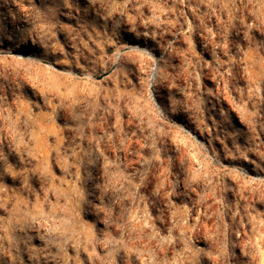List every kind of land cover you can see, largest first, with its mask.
<instances>
[{
    "label": "rangeland",
    "instance_id": "rangeland-1",
    "mask_svg": "<svg viewBox=\"0 0 264 264\" xmlns=\"http://www.w3.org/2000/svg\"><path fill=\"white\" fill-rule=\"evenodd\" d=\"M0 264H264V0H0Z\"/></svg>",
    "mask_w": 264,
    "mask_h": 264
},
{
    "label": "bare ground",
    "instance_id": "bare-ground-1",
    "mask_svg": "<svg viewBox=\"0 0 264 264\" xmlns=\"http://www.w3.org/2000/svg\"><path fill=\"white\" fill-rule=\"evenodd\" d=\"M128 48H140L141 50H146V52L148 51L149 53H151L150 49H148V47H145V46H139V45H130V46H127ZM140 50V51H141ZM148 54V53H146ZM152 54V53H151ZM155 62V61H154ZM155 65V64H154ZM158 72V71H157ZM157 75H156V72H155V68L153 67L152 71L150 72V75H149V88H155V86L157 85ZM153 91V90H152ZM154 92V91H153ZM153 98V93H152V96ZM153 101H155L154 99H152ZM157 108H158V111L159 113L161 114L162 113V110H160L159 106L156 105ZM162 115V114H161ZM181 127H184V126H181ZM186 128V127H185ZM188 130V129H187ZM246 172V171H245Z\"/></svg>",
    "mask_w": 264,
    "mask_h": 264
}]
</instances>
